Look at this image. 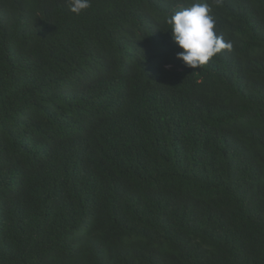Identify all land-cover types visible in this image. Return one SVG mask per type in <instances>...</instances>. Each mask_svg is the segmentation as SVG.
Here are the masks:
<instances>
[{
  "label": "trees",
  "instance_id": "trees-1",
  "mask_svg": "<svg viewBox=\"0 0 264 264\" xmlns=\"http://www.w3.org/2000/svg\"><path fill=\"white\" fill-rule=\"evenodd\" d=\"M0 264H264V0H0Z\"/></svg>",
  "mask_w": 264,
  "mask_h": 264
},
{
  "label": "clouds",
  "instance_id": "clouds-1",
  "mask_svg": "<svg viewBox=\"0 0 264 264\" xmlns=\"http://www.w3.org/2000/svg\"><path fill=\"white\" fill-rule=\"evenodd\" d=\"M70 11L79 15L91 6V0H67ZM212 9L207 3H193L191 7L175 12L167 20L170 34L180 51L176 58L186 67L198 69L207 64L222 50H231V41H226L216 30Z\"/></svg>",
  "mask_w": 264,
  "mask_h": 264
}]
</instances>
